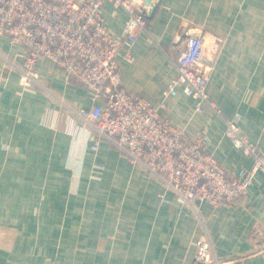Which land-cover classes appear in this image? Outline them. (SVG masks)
<instances>
[{
  "label": "crops",
  "instance_id": "1",
  "mask_svg": "<svg viewBox=\"0 0 264 264\" xmlns=\"http://www.w3.org/2000/svg\"><path fill=\"white\" fill-rule=\"evenodd\" d=\"M145 8L149 32L130 48L133 60L125 49L118 55L123 86L191 137L203 134L230 171L250 168L214 109L197 111L182 85L165 93L177 76L167 51L191 33L223 39L209 95L225 117L241 112L242 132L264 153V0H147ZM104 18L111 33L124 32L125 9L107 1ZM0 50L22 49L0 37ZM37 69L68 104H94L51 58ZM93 143L65 104L24 87L0 57V264H201L195 253L207 234L222 264H264L263 172L238 203L193 207L111 142Z\"/></svg>",
  "mask_w": 264,
  "mask_h": 264
},
{
  "label": "built area",
  "instance_id": "2",
  "mask_svg": "<svg viewBox=\"0 0 264 264\" xmlns=\"http://www.w3.org/2000/svg\"><path fill=\"white\" fill-rule=\"evenodd\" d=\"M125 9L124 32L111 33L104 18V3ZM147 0H0V37L21 47L14 56L0 50L8 67L20 73L24 87H39L70 109L93 134L92 148L111 142L131 161L172 189L183 201L212 205L238 203L246 195L256 172L264 173V153L241 130V112L225 117L208 92V82L220 55L223 39H208L204 32L180 38L167 51L177 76L165 91L175 95L178 85L193 96L196 110L214 109L225 122L226 136L252 157L250 168L237 173L219 162L206 146L203 134L193 138L174 126L148 98L127 90L122 83L118 55L133 60L130 48L140 32H149ZM21 58L18 60L17 58ZM48 57L71 80L88 88L94 104L76 108L45 85L37 69ZM195 260L222 264L208 234L199 240Z\"/></svg>",
  "mask_w": 264,
  "mask_h": 264
},
{
  "label": "rangeland",
  "instance_id": "3",
  "mask_svg": "<svg viewBox=\"0 0 264 264\" xmlns=\"http://www.w3.org/2000/svg\"><path fill=\"white\" fill-rule=\"evenodd\" d=\"M3 62H4V61H3ZM4 65L7 67V64H5V62H4ZM35 88H39V87L36 86ZM65 106H66V105H65Z\"/></svg>",
  "mask_w": 264,
  "mask_h": 264
}]
</instances>
